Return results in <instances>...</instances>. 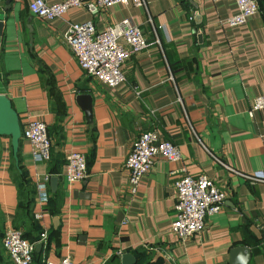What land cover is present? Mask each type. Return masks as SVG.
Segmentation results:
<instances>
[{"label": "crops", "instance_id": "obj_1", "mask_svg": "<svg viewBox=\"0 0 264 264\" xmlns=\"http://www.w3.org/2000/svg\"><path fill=\"white\" fill-rule=\"evenodd\" d=\"M30 1L0 0V94L10 99L21 129L32 118L49 128L51 160L33 161L23 137L17 151L32 183L57 176L55 191L62 194L54 215L48 199L37 203L35 191L32 213L41 210L36 221L47 234L42 262L69 256L74 264H116L124 252L141 251L138 264L157 258L162 264H228L230 250L246 246L247 264H264V183H251L214 158L242 173L264 174V110L248 113L253 98L264 94L262 10L229 26L224 20L237 11L233 0H145L146 8L114 4L94 16L70 8L47 20L29 11ZM126 17L143 30L148 45L124 63L125 82L108 88L80 69L61 35L69 23L91 19L101 31ZM80 94L92 98L91 121L77 101ZM145 130L171 140L181 159L157 158L131 197L124 162ZM72 150L85 154L87 175L68 184L63 171ZM18 161L9 137L1 138L3 229L15 218L11 168ZM53 163L57 174L48 172ZM185 173L207 175L227 198L202 231L182 241L170 226L173 182ZM51 193L48 181V198ZM0 264H11L1 244Z\"/></svg>", "mask_w": 264, "mask_h": 264}, {"label": "built area", "instance_id": "obj_2", "mask_svg": "<svg viewBox=\"0 0 264 264\" xmlns=\"http://www.w3.org/2000/svg\"><path fill=\"white\" fill-rule=\"evenodd\" d=\"M233 1L237 11L224 20V23L229 26L246 23L248 18L259 10L257 0ZM114 4L146 8L145 0H59L53 3L45 0H31L28 9L36 17L51 20L63 16L70 8H83L94 16ZM148 21L152 22L150 18ZM61 38L76 59L80 69L108 88L125 82V75L122 71L124 63L148 45L146 34L128 17L107 25L101 31L96 30L91 19L69 23ZM136 93L138 94V91ZM255 110H264V94L253 98L248 113L252 115ZM21 136L31 146L33 161L47 162L50 160L52 142L48 135L47 124L42 119L28 120L21 129ZM157 158L175 162L181 159V154L177 145L171 140L161 138L157 131H142L133 140L124 162V167L128 171L127 184L131 197L135 195L142 178ZM214 158L220 165L243 179L251 183L258 181L264 183L262 172L242 173L226 161ZM63 175L68 184L84 179L87 175L85 154L76 150L67 152ZM49 179L50 175H45L41 181L35 183L36 201L40 205L48 199ZM173 187L175 218L170 230L182 241L202 231L206 217L220 211L227 198V192L205 174L193 176L185 173L173 182ZM33 216L39 219L41 210L34 212ZM22 233V228L8 226L4 229L1 245L11 264H32L36 244L46 243L45 231L41 232L39 239L34 242L24 238ZM260 244L264 248V231L260 236ZM144 247L147 246L144 245ZM42 264H74V262L69 256H64L56 261L46 258Z\"/></svg>", "mask_w": 264, "mask_h": 264}, {"label": "trees", "instance_id": "obj_3", "mask_svg": "<svg viewBox=\"0 0 264 264\" xmlns=\"http://www.w3.org/2000/svg\"><path fill=\"white\" fill-rule=\"evenodd\" d=\"M257 2H258L259 10H262L264 14V0H257ZM47 130H49L48 127ZM51 156H52V152H51ZM17 161H18V157H17ZM48 172L49 174H57L59 172V168L57 165H55V163H53L52 166L50 165ZM11 176L17 187V205H16L15 218L13 219V226L16 228H22L23 230L22 236L24 238L32 242L37 241L40 237L41 228L32 213V208L35 202V191H36L35 184L32 183L30 179H28L26 170L21 166V164H19V161L17 165L12 164ZM61 201H62V194L59 192V190H56L50 194L46 208L50 209L51 213L56 215L59 211V206L61 204ZM3 232L4 229L0 224V244H1V238ZM259 250L260 249L257 248L255 251L258 252ZM41 253H42L41 249L38 252L34 251L33 253L32 259L36 261L35 262L36 264H42ZM133 254L137 259L136 264H138L140 259L142 258V252L135 251ZM116 264H121V263L119 262V260H117ZM147 264H162V260L160 258H157L156 260L152 262H148Z\"/></svg>", "mask_w": 264, "mask_h": 264}, {"label": "water", "instance_id": "obj_4", "mask_svg": "<svg viewBox=\"0 0 264 264\" xmlns=\"http://www.w3.org/2000/svg\"><path fill=\"white\" fill-rule=\"evenodd\" d=\"M3 28V20L0 19V36ZM200 41V36H198ZM77 101L81 105L87 121H91L92 98L87 94L77 96ZM10 140L12 156L17 163V151L21 139V125L15 109L12 107L10 99L5 94H0V139L8 138ZM58 183V177L52 176L49 180L50 189L55 191ZM264 231V230H263ZM42 245L37 243L36 252ZM251 257V250L246 246H236L230 250V260L228 264H247ZM121 264H136L137 259L131 252H124L120 256ZM167 264V263H165Z\"/></svg>", "mask_w": 264, "mask_h": 264}, {"label": "rangeland", "instance_id": "obj_5", "mask_svg": "<svg viewBox=\"0 0 264 264\" xmlns=\"http://www.w3.org/2000/svg\"><path fill=\"white\" fill-rule=\"evenodd\" d=\"M34 251H36V249H35ZM33 253H34V252H33ZM32 261H33V263H35V262H36L34 259H32Z\"/></svg>", "mask_w": 264, "mask_h": 264}]
</instances>
